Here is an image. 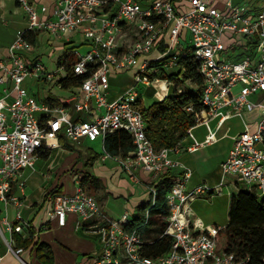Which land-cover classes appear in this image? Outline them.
I'll return each mask as SVG.
<instances>
[{"label":"built area","instance_id":"1","mask_svg":"<svg viewBox=\"0 0 264 264\" xmlns=\"http://www.w3.org/2000/svg\"><path fill=\"white\" fill-rule=\"evenodd\" d=\"M17 2L28 15L26 30H45L67 41L75 33L84 35L88 50L83 54L74 51L71 70L74 75L88 73V77L63 101L51 104L32 94L24 82L28 78L53 81L61 69L50 72L39 59H30L36 43L24 36L25 30L12 43L9 54L0 57V84L7 86L0 93V204L7 207L15 200L22 206L11 192L20 172L34 168L40 150L60 148L63 139L77 145L125 130L132 137L133 153L124 159L106 153L104 158L118 159L133 182L138 181V169L152 179L168 169L184 170L172 178L167 194L170 214L165 234L172 237V243L167 253L147 256L146 239L138 230L125 227L129 212L119 219L108 218L97 197L85 189L78 176L73 193L49 196L51 216L64 226L68 215L75 214L78 229L85 225L97 228L101 248L93 264H246L234 253L219 248L222 227L206 225L196 216L191 201L222 193L229 176L236 178L237 190L243 183L264 199V0H249L246 4L226 0L223 9L212 6L210 0H190L189 9L181 13H176L171 0H155L146 8L138 0H58L53 8L54 19L41 18L47 12L46 5L37 6L29 0ZM226 33L232 34L228 36L229 44L225 42ZM163 37L165 50L150 57ZM182 57L198 62L203 87L201 109L195 115L197 124L209 130L200 142L193 127L189 128L187 135L193 144L187 151L194 152L216 140L210 127L213 119H218L220 126L240 117L244 125L233 137L234 143L221 164L224 181L214 187L200 184L191 191H186L191 171L176 157L183 150L181 143L174 148L156 149L147 136V122L140 108L143 91L156 82L165 80L167 94L170 92L173 82L159 75L182 69ZM122 70H131L134 84L111 99L110 74ZM185 110L193 113L195 105L190 103ZM150 192L156 193L153 183ZM17 215L20 218V213ZM4 224L13 230L10 221ZM0 234L8 250L21 260L23 248L16 246L13 237L5 236L1 226Z\"/></svg>","mask_w":264,"mask_h":264},{"label":"trees","instance_id":"2","mask_svg":"<svg viewBox=\"0 0 264 264\" xmlns=\"http://www.w3.org/2000/svg\"><path fill=\"white\" fill-rule=\"evenodd\" d=\"M173 5L176 13L186 11L179 10L175 4ZM151 19L156 20L157 18ZM36 35L37 32L34 31L25 30L24 32V36L34 43ZM165 41L164 37L159 40L158 52L165 50ZM70 59L72 60L73 56L65 50L57 60L58 67H66L65 75L61 79L64 88L78 86L88 77V73L74 75L70 65L66 64ZM179 64L182 68L179 71L159 75L161 78L173 82L167 96L162 100L155 99L148 106L144 104L140 106L147 122V136L156 149L176 147L186 138L188 129L197 125L195 114L201 109L203 77L199 72L198 62L192 57H182ZM186 83H193L196 89L187 88ZM47 101L51 104L56 103L52 98H48ZM190 103L195 105L193 113L185 110V107ZM62 145L66 149H74L65 139L62 140ZM134 149L132 137L125 130H118L107 135L104 139V152L113 157L124 159L130 156ZM51 153V149L44 148L39 151L38 157L47 159ZM92 154L93 152L90 151L91 160L95 161L100 158V154ZM81 159L79 156V159L73 164L74 167L80 163ZM82 166V169L79 167L75 170V173L82 176L81 182L83 184L92 182L95 187H98L99 182L89 172L92 164L86 160ZM174 176L171 169H168L153 183L156 193L153 195L152 192H149L145 201L138 202L137 213L130 217L125 226L128 230H138L146 239L144 252L147 256L157 257L170 250L172 237L165 234V230L167 216L170 214L167 194ZM60 193H63L61 184L48 191L46 200L50 195ZM29 230V235L25 237L14 226L12 237L16 246L22 247L23 251L31 250L35 258L42 264H56L51 245L39 238L37 229L30 227ZM218 244L222 251L234 253L239 260L246 261V264H264V199L255 190L244 187L232 193L228 225L222 227L218 235ZM23 260L32 264L25 258Z\"/></svg>","mask_w":264,"mask_h":264},{"label":"crops","instance_id":"3","mask_svg":"<svg viewBox=\"0 0 264 264\" xmlns=\"http://www.w3.org/2000/svg\"><path fill=\"white\" fill-rule=\"evenodd\" d=\"M29 1L31 3H33L34 5H37V6L46 5L48 7L47 12L45 14H42L41 18L54 19L53 8H54V6L58 0H29ZM147 1L148 2H146V4H144V5L141 4L142 7H144V8L148 7L155 0H147ZM171 1L173 4L176 5V8L179 10H187L189 8V5H190V3H189L190 0H171ZM248 1L249 0H233V2L235 4H246ZM210 2L212 4V6L217 7L219 9H223L226 6V0H210ZM28 23L29 22H28L27 12L17 2V0H0V57L7 56L9 54L10 46L17 39L18 35L22 31H24L28 28ZM35 32H37L35 43H38L40 35H42L41 40L43 42H45V40H48V41L51 40L52 41V40H56V39L58 41H61L63 44H61L60 47L64 48V52H65V50H67L69 55L73 56V59L67 60L68 63H66V64H69L70 67H71V63L75 59L74 51L75 50L79 51V47L75 45V43L77 41H79L81 43V45H85L86 49L88 50V41L85 40V37L81 32L75 33L71 37V39L68 41L65 39H60V38H55V37L50 38L52 35L48 31H45V30H39V31H35ZM45 37H47V38H45ZM68 44L71 45L70 48H67ZM157 53H158V50L156 49L150 55V57L156 56ZM59 57L60 56L55 58L56 63H57V60ZM35 59H39L46 66L45 60L41 56L36 55ZM57 67H58V65H57ZM46 68L49 70V67L46 66ZM57 69H61V71H64V74L62 76H59V73L61 72L60 71L53 81L43 82V83H46L48 85L51 84L49 86V88H43L41 90H36V92H35V90L31 88V83L25 84V82H24V86H26L32 94H34L37 98H39L41 100L47 101L48 98H52L55 100L56 103H60L66 97L71 95V93L75 90L76 86L64 88L63 85H60L59 83H61V79L65 75L66 67L61 66V67H58ZM112 73H116V72H112ZM2 74H3V72L0 71V77ZM5 87H7V86L4 84H0V93L3 92ZM8 88H11V83L8 84ZM13 96H14V94H12V96H10L8 99L12 100ZM155 99H158V98H155ZM159 100H162V99H159ZM143 101H144V99H143ZM143 104H144V102H143ZM239 118L240 117H233L220 126L218 124V119L211 120L210 121V127L216 133V140L214 142H212L211 144L199 147L194 152L187 151V147L193 144V139L187 135L186 138H184V140H182L181 146L183 147V150H181L180 153L176 154V157L191 171L190 178H189L188 183L186 185V191H191L193 188H195L196 186H198L200 184H207L209 186L214 187V186H217L222 181H224L222 168H221L222 162H220V164L218 165V171L221 173V179L219 181L209 182V180L206 176L207 172H208V168H207L208 160H207V158L202 157L201 155L197 154V152L201 151L202 148H205L207 146H211V145L215 144L220 138L226 137V136L231 138V146H232L234 143L233 137L236 134L235 135L229 134V131L231 130V126H227V131L222 136L218 137L217 133L219 130L222 129V127L224 125L229 123V121L234 120V119L239 120ZM248 118H250V115ZM212 123H214L213 127L211 126ZM241 124L244 128L243 121ZM200 125L205 126L202 124H197L196 126H200ZM196 126H194L192 129V132L194 135H195L194 128ZM243 128H242V130H243ZM206 129H207V133L205 134L204 139L199 140L197 138V136L195 135V137L198 141L203 142L205 140L207 134L209 133V130L207 127H206ZM99 139L102 142V148H103V150L101 152L94 151L92 149L88 150L86 148H81L77 145L71 144L74 147V149L77 147V150H75V151L78 153L80 158L84 157L89 163L92 164V166H90L91 168H89V172L93 178L97 179V181L99 182V185H98V187H95L94 184L92 182H90V183H92L91 187L94 189L102 190V184L100 181V174L98 176L93 172V170H90V169L97 167L99 173H105V174H107L108 177H115V174L117 172H121V175H119L121 177H119V180H118L119 183L118 184L127 185V184H129L128 182H130V184L132 185V188L130 187L131 188V190H130L131 195L136 194L138 192V190H140L141 193L142 192L145 193L147 191L150 192V185H152V183L157 181L158 178L152 179L151 176L147 172H145L141 169H138L136 171L138 181L133 182L130 179L129 174L126 171L125 167L122 165V163L118 159L113 158V157L104 158L105 154H106L104 152V139L103 138H99ZM99 139H97L96 141H98ZM96 141H90V142H96ZM61 144H62V141H61ZM60 149L65 150L66 148H64V146L62 145V147H60ZM66 150H68V149H66ZM90 151L93 152V154H96V153L100 154V158L95 160V161L91 160L90 159L91 158L90 157ZM229 151L230 150L227 151V153L225 154V157L222 158L221 161H223L227 158ZM78 165L82 169V167H83L82 163L80 162L77 164V166ZM33 169L34 168H32V171H33ZM26 170H27V168L20 172L19 177H18L19 182L14 183L13 190L11 192L12 198H16L19 201H21L22 206L19 207L15 203V200H12L11 204H9V206H7V207H4L3 204H0V208H1L0 209V218H1V223L4 226V230L2 229L3 234L6 237H12V231H9L4 224V221L8 220L15 227L16 226H22L23 229L20 231V233L25 237L29 235V233H30L29 228L30 227L37 229L39 238L42 241L48 242L50 245H52L54 240H52V238L49 235L54 230L55 232H58L59 235H61L63 237H70V234L73 232H82V234H84L85 236H89V238L92 236L96 237V241L94 240L96 243H91L92 245L89 248L90 249H92L93 247H94V249L101 248L100 235L97 232V228L95 226L85 225L83 229H78L77 228L78 217L75 214H69L68 219H67V223L64 226H61L58 222V219L56 217L51 216L53 208H52L51 202L49 201V197H48V200H46V194L48 193V191L52 187H55V186L60 185V184L56 182V184H53L51 186V188H49V189L42 186L40 188L41 193L37 194L35 192V190H32L27 186V178L24 177V175H26ZM171 171L174 175H179V174H182L184 170H183V168L178 167V168L171 169ZM125 175H128V179L127 178L125 179V177H124ZM23 178H24V180H23ZM127 180H128V182H127ZM22 182L24 183V185L23 186L19 185V183H22ZM74 182H75V180H74ZM138 184L141 186V188L134 187L135 185H138ZM83 186L85 187V184H83ZM102 192H103V190H102ZM105 195H106V193H102V195L99 193V200L98 201H99V204L101 206V209L105 203V197H104ZM231 195H232V193H231ZM132 201H133L132 199H129V202H132ZM136 207H137V205H136ZM18 213H20V218H18V215H17ZM103 213H104V211H103ZM206 225H211V224H206ZM0 255L2 257L0 259V264H28L27 262H25L23 260V258H25L28 261H31L32 264L36 261L35 255H34V253L31 252V250H24L23 251L22 256H21V258L23 257L21 259L23 261H21L12 251L8 250L7 245L3 241V237L1 236V234H0ZM94 261H95L94 258L91 259L90 264H93ZM37 262H35V264H42L39 260H37ZM56 264H60V263L56 262ZM79 264H82V263H79Z\"/></svg>","mask_w":264,"mask_h":264},{"label":"rangeland","instance_id":"4","mask_svg":"<svg viewBox=\"0 0 264 264\" xmlns=\"http://www.w3.org/2000/svg\"><path fill=\"white\" fill-rule=\"evenodd\" d=\"M142 5L148 2L147 0H138ZM232 34H225V42L229 44L228 36ZM42 35L38 40V43L35 44L34 50L29 54L30 59L34 60L36 55L44 58L46 66L49 67L50 72L55 71L57 67L56 57L61 56L64 53V48H61L60 45L63 44L61 41L56 40H41ZM47 38V37H45ZM50 38H54L51 36ZM230 41V40H229ZM79 47L80 53H85L87 51L85 45H81L79 41L75 43ZM70 44L67 45V48H70ZM231 57V56H230ZM228 59V57H227ZM64 71L59 73V76H62ZM26 83H31V88L35 90H41L43 88H49L46 83L39 82L37 79L28 78L25 81ZM134 84L133 73L131 70H122L116 73L110 74V98L114 99L118 95L124 93L129 87ZM187 88L196 89V86L193 83H186ZM56 86V85H55ZM58 86V85H57ZM169 90V86L164 81L156 82L155 86L149 87L143 91L144 105L148 106L154 102L155 98L164 99ZM252 119V118H251ZM242 120L239 118L229 121L226 125L218 131L217 136H222L227 131V126H231L229 131L230 135H235L242 131ZM214 126V123L211 124ZM194 133L199 140L204 139L207 129L205 126H196L194 128ZM81 148H86L88 150L92 149L94 151L101 152L102 142L99 139L96 142H90L84 140L82 143L77 144ZM231 138L222 137L215 144L202 148L201 151L197 154L202 157L207 158V178L209 182L219 181L221 179V173L218 171V165L220 164L222 158L225 157V154L228 150L231 149ZM77 147L73 150H63L60 148L52 149V153L49 158H39L36 159V164L32 171V168H27L25 178H27V186L35 190V192L41 193L40 188L42 186L47 189L51 188L53 184L59 183L62 185L63 193H73L76 189L75 179L78 178L77 173H75L78 166L74 167V163L79 159L78 153L75 151ZM86 159L83 157L80 162H85ZM74 167V171L72 170ZM91 168V167H90ZM99 176L102 184V190L94 189L91 187L92 183H85V188L88 192L95 195L99 200V193H106L105 203L102 207L104 213L111 219H119L122 215L128 211L130 216H134L137 213L136 205L140 200L145 201L148 198L149 192L141 193L140 190L136 194L131 195L130 190L132 185L129 184H118L119 175L121 172H117L115 177H108L105 173H99L97 167L90 169ZM31 173V174H30ZM28 176V177H27ZM77 177V178H76ZM125 179H128V175L124 176ZM236 178L229 176L226 178V184L224 186V191L214 196H200L194 198L191 201L192 209L194 210L196 216L200 217L205 224L216 225L219 227H226L229 221V209L230 203L232 200L231 193L237 191L235 185ZM24 180V178H23ZM131 187V188H130ZM134 187L141 188V186L135 185ZM239 188L246 187L243 183L238 185ZM133 190V189H132ZM99 191V192H98ZM43 193V192H42ZM142 196V197H141ZM103 197V196H102ZM129 199H132V202H129ZM0 226L4 230V226L1 223ZM53 241L51 247L55 256V261L60 264H90L91 259H95L100 248L90 249L91 243H96V237L85 236L82 232H73L70 234V237H63L59 235L58 232L54 230L49 235ZM149 237H152L149 235ZM95 240V241H94ZM99 247V246H98ZM36 259V258H35ZM37 262V259L36 261ZM35 262L33 264H35ZM38 263V262H37ZM40 263V262H39ZM94 263V262H93Z\"/></svg>","mask_w":264,"mask_h":264}]
</instances>
